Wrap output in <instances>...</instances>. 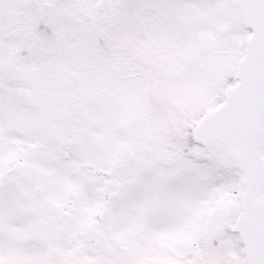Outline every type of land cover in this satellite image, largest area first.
I'll return each mask as SVG.
<instances>
[{
    "label": "snow or ice",
    "instance_id": "snow-or-ice-1",
    "mask_svg": "<svg viewBox=\"0 0 264 264\" xmlns=\"http://www.w3.org/2000/svg\"><path fill=\"white\" fill-rule=\"evenodd\" d=\"M0 264H264V0H0Z\"/></svg>",
    "mask_w": 264,
    "mask_h": 264
}]
</instances>
